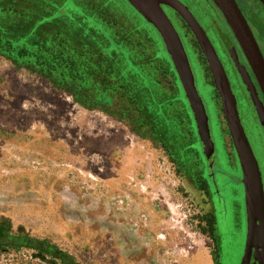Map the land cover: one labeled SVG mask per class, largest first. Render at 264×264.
I'll list each match as a JSON object with an SVG mask.
<instances>
[{
	"label": "rangeland",
	"instance_id": "rangeland-1",
	"mask_svg": "<svg viewBox=\"0 0 264 264\" xmlns=\"http://www.w3.org/2000/svg\"><path fill=\"white\" fill-rule=\"evenodd\" d=\"M257 36L264 53V37ZM185 47L212 123L217 111L207 98V68L186 40ZM166 91L170 100L162 107L183 116L175 91ZM187 108L193 135L185 130L187 153L180 158L164 138L83 107L0 56V226L10 236L45 241L80 264H215L205 216L218 212L215 229L233 261L242 226L234 217L241 220V213L226 209L240 205H230L226 192L219 208L191 196L187 173L200 157L189 102ZM221 162L235 187L237 174ZM0 264L66 263L34 247L2 245Z\"/></svg>",
	"mask_w": 264,
	"mask_h": 264
},
{
	"label": "trees",
	"instance_id": "trees-1",
	"mask_svg": "<svg viewBox=\"0 0 264 264\" xmlns=\"http://www.w3.org/2000/svg\"><path fill=\"white\" fill-rule=\"evenodd\" d=\"M0 56L83 107L158 135L178 157L186 155L185 130L193 135V118L184 90L159 32L128 0H0ZM166 90L175 91L182 118L162 107L170 100ZM2 245L34 247L80 264L45 241L10 236L3 225Z\"/></svg>",
	"mask_w": 264,
	"mask_h": 264
},
{
	"label": "flooded vegetation",
	"instance_id": "flooded-vegetation-1",
	"mask_svg": "<svg viewBox=\"0 0 264 264\" xmlns=\"http://www.w3.org/2000/svg\"><path fill=\"white\" fill-rule=\"evenodd\" d=\"M181 1L189 7L199 23L205 29L226 70L236 99L240 120L258 162L264 190V119H261L258 114L247 85L243 81L237 68V62L245 65L256 85L260 99L264 102V94L261 87L258 84L249 61L247 60L231 26L216 3L213 0ZM235 1L246 18L264 56L261 43L257 36L258 32V35L260 34V36L264 37V5L259 0ZM163 7L178 30L184 46L186 40L193 54L198 57V62L202 61L204 67L207 68L206 72L209 74L210 83L207 81L206 83L212 90L207 98L216 105L217 111V115L214 116V122L211 123L208 116L210 141L208 140L205 143L200 138L197 130L198 138L192 146H196L200 158L199 160L195 159V167L190 169L187 173L188 190L191 196L195 199H197L198 194L210 198L218 208L219 206H222L223 197H225V203L227 204L225 192L229 195L230 205L233 203L232 200L238 201L240 205L239 207L230 206L226 209V212L228 213H237V211L241 213V220L237 218L236 215L234 217L235 223L238 224V222L241 221L242 226L240 229L238 252L233 261L230 258V255H228L226 246L222 241L223 237L220 239V234L218 235V230L215 229L220 222L217 214L218 212H210L205 216L206 226L208 227L209 235L214 244L213 252L216 259L215 264H264V224L262 225V222L264 223V216L253 217L251 245L248 249L247 242L250 230L248 222L249 215L246 204V190L243 180L244 173L232 134L225 118L220 94L215 86L209 68V63L194 33L180 14L167 5H163ZM178 22L183 28H180ZM257 26H260V29L257 28ZM203 101L206 107L205 100L203 99ZM207 114L209 115L208 110ZM242 116L244 117L246 124H244ZM211 124L212 126L214 125L213 130ZM221 161L226 162L231 170L234 169L233 173L237 174L235 187L232 186L233 183L229 181L232 173L228 174L229 172L222 166ZM198 162L199 164H197Z\"/></svg>",
	"mask_w": 264,
	"mask_h": 264
},
{
	"label": "water",
	"instance_id": "water-1",
	"mask_svg": "<svg viewBox=\"0 0 264 264\" xmlns=\"http://www.w3.org/2000/svg\"><path fill=\"white\" fill-rule=\"evenodd\" d=\"M130 4L159 32L171 57L186 98L192 109L200 138L210 141V126L207 110L200 95L195 74L182 38L163 5L177 11L194 33L211 70L215 86L220 94L225 118L232 134L244 173L246 204L249 215V236L247 246L251 245L253 217L264 216V190L257 159L250 145L238 114V107L226 70L205 29L192 11L181 0H128ZM223 12L231 26L252 71L264 94V56L259 44L235 0H213ZM264 5V0H259ZM237 68L254 101L261 119H264V102L260 99L245 65L237 62ZM262 222V220H261ZM264 223L262 222V225Z\"/></svg>",
	"mask_w": 264,
	"mask_h": 264
},
{
	"label": "bare ground",
	"instance_id": "bare-ground-1",
	"mask_svg": "<svg viewBox=\"0 0 264 264\" xmlns=\"http://www.w3.org/2000/svg\"><path fill=\"white\" fill-rule=\"evenodd\" d=\"M102 145V144H101Z\"/></svg>",
	"mask_w": 264,
	"mask_h": 264
}]
</instances>
